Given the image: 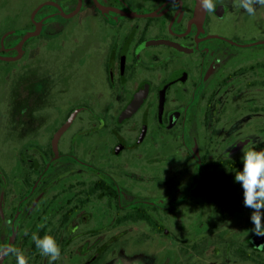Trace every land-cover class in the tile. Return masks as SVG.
<instances>
[{
	"label": "flooded vegetation",
	"instance_id": "af4514ba",
	"mask_svg": "<svg viewBox=\"0 0 264 264\" xmlns=\"http://www.w3.org/2000/svg\"><path fill=\"white\" fill-rule=\"evenodd\" d=\"M216 2L0 0V245L28 264H49L33 232L54 264H264L234 179L264 149V6Z\"/></svg>",
	"mask_w": 264,
	"mask_h": 264
},
{
	"label": "clouds",
	"instance_id": "9594fccd",
	"mask_svg": "<svg viewBox=\"0 0 264 264\" xmlns=\"http://www.w3.org/2000/svg\"><path fill=\"white\" fill-rule=\"evenodd\" d=\"M199 2L205 13L216 11V0ZM259 6H264V0H234V7L243 9L249 15H254ZM234 179L243 188L244 206L252 209L250 216L254 225L252 233L264 237V149L248 148L244 151L242 170L235 173ZM31 239L40 255L48 258L49 264L61 259V246L50 232L43 236L33 232ZM0 253L14 256L16 264H28L24 251L14 245H0Z\"/></svg>",
	"mask_w": 264,
	"mask_h": 264
},
{
	"label": "water",
	"instance_id": "95a60500",
	"mask_svg": "<svg viewBox=\"0 0 264 264\" xmlns=\"http://www.w3.org/2000/svg\"><path fill=\"white\" fill-rule=\"evenodd\" d=\"M32 34V33H31ZM28 35V34H27ZM131 264H136V263H131Z\"/></svg>",
	"mask_w": 264,
	"mask_h": 264
}]
</instances>
